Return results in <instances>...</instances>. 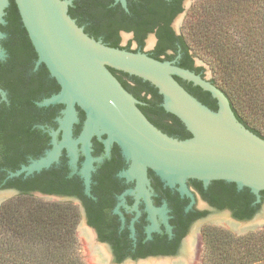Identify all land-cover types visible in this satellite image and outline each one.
I'll return each mask as SVG.
<instances>
[{
    "label": "water",
    "instance_id": "1",
    "mask_svg": "<svg viewBox=\"0 0 264 264\" xmlns=\"http://www.w3.org/2000/svg\"><path fill=\"white\" fill-rule=\"evenodd\" d=\"M118 1L127 8L126 0ZM15 3L38 53L39 64L44 63L61 86V91L41 106L63 104L66 109L63 118L58 120L60 129L51 133L53 149L48 158L32 161L29 166L11 173L10 179L28 178L49 169L59 162L67 148L74 166L75 148L82 143L86 155L82 178L89 194L95 170L92 165L96 161L91 155V140L94 136H106L107 155L110 147L117 144L129 163V169L121 176L136 183L135 190L126 195H135L138 203L143 199L153 221L156 213H160L166 223L167 218L166 206L158 210L152 204L149 171L154 172L165 187L178 188L182 196H191L187 190L189 180L200 181L206 188L214 181H225L234 183L239 190L248 188L260 199V192L264 191V139L238 120L228 97L211 81L178 67L175 62L158 61L145 53L113 48L91 38L70 17L71 1L15 0ZM8 5L9 0H0V17ZM132 35L123 33V36ZM150 38L156 39L155 35ZM110 69L140 78L158 89L163 96L164 109L176 115L192 137L178 140L158 130ZM174 76L210 92L217 100L218 111L202 104ZM77 107L85 113L86 120L80 137L74 140ZM61 131L62 141L58 143ZM12 194L21 192L13 190ZM33 195L47 200L78 202L74 198L40 192ZM6 196L0 195V203ZM82 220L87 225L84 209ZM91 233L97 241L92 229ZM98 245L112 257L107 245Z\"/></svg>",
    "mask_w": 264,
    "mask_h": 264
},
{
    "label": "trees",
    "instance_id": "2",
    "mask_svg": "<svg viewBox=\"0 0 264 264\" xmlns=\"http://www.w3.org/2000/svg\"><path fill=\"white\" fill-rule=\"evenodd\" d=\"M62 1H71L70 17L87 35L107 46L130 51L119 48L120 33L127 32L134 33L139 48H143L147 36L156 33L158 44L149 56L158 61L172 62L180 50L181 59L173 62L197 75L203 70L195 66L200 52L212 58L221 71L223 82L221 85L215 81L211 83L228 97L238 120L264 139V124L251 125L235 106L236 103L251 107L264 123V0H213L211 6L202 4L201 11L188 13L183 26L186 32L184 30L180 35L170 28L172 11H161L169 7L165 0H130L127 8L115 5L114 0ZM25 29H21L19 38L30 43ZM232 33L244 34L245 44L239 47L230 45L229 35ZM170 51L173 52L171 56L167 55ZM110 71L137 100L138 108L158 130L178 140L192 137L181 120L164 109L163 96L158 89L140 78L113 69ZM174 78L202 104L218 111L217 100L210 92L191 82L186 84L180 77ZM57 84L56 80L54 91L57 92L54 95L61 91ZM28 99L25 98L26 101ZM23 118L20 111L0 113V146L3 147L0 154L9 162L13 161L9 150H13L16 144L28 143L29 137L37 146L44 142L43 134L31 132L24 125ZM59 178L24 181L21 176L6 185L5 188H13L21 194L4 202L0 209V264H83L76 237L80 221L77 206L70 202H49L33 195L35 191L62 193V187L57 185ZM215 184L222 190L226 189L225 192L234 193L236 189L234 183L219 181ZM245 191L247 194L249 189L245 188ZM246 197L248 200L251 198L249 195ZM213 200L221 205L218 196ZM236 216L242 217L239 212ZM203 236L204 260L201 264H249L247 260L254 259L258 252L264 250V246L258 250L254 244L233 246L234 239H228L222 230L212 231L207 227ZM118 260L122 259L119 257Z\"/></svg>",
    "mask_w": 264,
    "mask_h": 264
},
{
    "label": "flooded vegetation",
    "instance_id": "3",
    "mask_svg": "<svg viewBox=\"0 0 264 264\" xmlns=\"http://www.w3.org/2000/svg\"><path fill=\"white\" fill-rule=\"evenodd\" d=\"M129 1L126 0L127 6ZM165 1L169 7L161 9V11H172L170 15L173 16V19L170 22V28L178 35L174 29V23L179 17L186 15L190 8L188 6L193 0ZM114 4L123 7L118 0H114ZM23 28L25 29V26L15 0H9V5L0 17V113L13 110L22 112L24 125L28 126L31 132L40 131L43 134L44 142L37 146L35 141L29 137L28 143L16 144L13 150H9L11 158H13L11 162L5 160V157L0 154V166L4 163V166L0 168V190H15L5 188L10 184V180L15 179H10L9 175L20 170L23 166H29L32 161L39 160L46 152L53 149L51 133L60 129L58 120L63 118V112L66 109L63 104L41 106V103L50 99L57 92L54 91L56 80L46 65L39 64L38 53L33 43L19 38ZM25 32L28 36L26 29ZM123 33H120L119 48L151 55L158 44L156 33H151L144 40L143 48H139L134 33L125 32L128 35L133 34V37L124 45ZM151 35H155V41L150 38ZM149 38L154 46L151 51L146 50ZM134 44L136 48H134ZM172 53L171 51L167 52V55L171 56ZM163 59L166 58L163 57ZM180 59L181 53L178 50L172 62H178ZM198 74L206 79L204 70L199 71ZM185 82L186 84L190 83ZM26 97L29 98L27 101ZM77 117L78 122L73 128L75 140L80 137L86 120L85 113L78 107ZM57 139H62V131L58 134ZM106 140V136H94L91 140V155L96 161L89 194L86 192L84 180L80 175V169L86 160L84 151L79 154L76 170L72 168L70 158L64 149L59 162L40 173H35L28 178L23 177V180L49 177V181H52L61 177L62 179L59 178L57 185L62 187L61 191L63 192L47 195L76 199L78 202L70 203H75L79 213L80 209L81 213L84 209L90 234L92 235V229L97 236V242L108 246L111 259L114 262L121 264L127 260L139 261L150 257H174L178 255L182 247L185 253L187 245L183 246V243H187L190 237L188 235L192 234L194 227L197 229L198 235L200 227H197L195 223L203 221L209 211L226 213L228 218L223 222L234 233H246L254 229L256 232L238 235L227 230L228 228L207 225L202 231L203 252V232L207 227L212 231L222 230L224 235L229 237L228 239H234L233 246L254 244L258 250L264 246V222H253L249 226L242 225L253 221L261 211L264 204V191L260 192V199H258L250 190L246 194L245 188L239 190L236 186L234 193H231V191L225 192L226 189L222 190L218 184H215L219 181L212 182L206 188L200 181L189 180L187 190L195 200V204L192 206L189 195L182 196L178 189L165 187L155 173L149 171L152 204L156 209L166 206L167 210V223L164 221L159 225L156 224L157 221L151 223L144 200L141 199L138 203L135 195H126L128 191H133L136 187L135 182H129L121 176L129 169V163L117 144L110 147L107 155ZM79 145L82 148V145ZM0 150H3L2 146H0ZM36 192L39 191L33 193ZM216 195L221 205L214 202L213 199L217 197ZM247 195L251 197L249 200ZM199 202L202 203L201 207H198ZM237 212L242 216L241 218L236 216ZM195 238L193 244L196 241ZM228 243L225 242V244ZM256 255L254 259H249L247 262L249 264H264V250ZM118 256L122 259L121 261L118 260Z\"/></svg>",
    "mask_w": 264,
    "mask_h": 264
},
{
    "label": "rangeland",
    "instance_id": "4",
    "mask_svg": "<svg viewBox=\"0 0 264 264\" xmlns=\"http://www.w3.org/2000/svg\"><path fill=\"white\" fill-rule=\"evenodd\" d=\"M212 3H213V0H203V1L202 0H193L191 5L189 4V6H188L190 8H189V11L186 12V15L179 17L174 23V29L177 32V34L180 35L185 30V28L183 30V26H184V23L186 21L188 13H190L191 11H193V12L194 11H201V8L203 7V5L208 6ZM253 9H256V6ZM184 32H186V30ZM132 37L133 36H122L123 44L124 45L127 44L130 40H132ZM229 37H230L229 44L232 46L239 47V46L245 44V42L243 40L244 34H242V33H232L229 35ZM134 48H136L135 44H134ZM153 48H154V46L151 44V39L149 38L147 43H146V50L151 51ZM200 55L201 56L196 59V66L203 68L204 74H205V77L207 80L215 81L216 83L221 85L223 82V78H222L223 76L221 74V71L218 68V65L209 56L203 55L201 52H200ZM235 106L238 109L240 115L242 117H244V119H246L251 125L264 124V123H261V121H260L261 119H259L258 113H255L253 110H251V107H247L244 104L239 105L236 103H235ZM57 140H58V143H60L62 141V139L61 140L57 139ZM79 144L82 145V148L80 147V145H77V147L75 148L77 160H76V164L74 166L72 165L73 159H72V155L70 153V150L68 148L66 149L67 154L70 158V164L74 170L77 169V162H78V157H79L80 152L84 151L83 144L82 143H79ZM51 151H52V149L49 150L48 152H46L42 158H48V153H50ZM85 163H86V160L84 161V164ZM84 164H83V167L80 169V175L81 176L83 175ZM92 166L94 167L95 163H93ZM175 189H178V188H175ZM178 191H179V189H178ZM12 192H13V190H8V191L5 190L3 192L0 191V195L1 194L7 195L5 197V200L2 203H0V209H1V206L4 202L18 196V195L12 194ZM184 196H185V194H184ZM189 197L192 200V206H193L195 204V200H193V196H189ZM42 199L45 201H49V202H61V203L63 202V201H59L56 199H54V200H47L44 198H42ZM201 204L202 203L199 202L198 207H201ZM162 209L164 210V206L158 210H162ZM80 214H81V218H80V221H79L77 228H76V237H77V241H78L79 256L81 258L82 263L83 264H118L110 258V256H109L110 254L108 253L107 250H106L107 251L106 254L108 253L106 255L107 257L105 256V258L107 260H103V257H100L95 252V247L98 248V247H102V246H99L98 244H100V243L99 242L97 243V241H95L92 238L93 236L90 234L89 228L87 227V225H85L83 223L81 209H80ZM164 214H167V210L166 211L164 210ZM148 217H149L148 219L151 223H156V221H157L156 224H158V225L164 221L163 217L160 213H156L155 221H153L151 219L150 213L148 214ZM227 218L228 217H227L226 213H217L215 211H212V212L209 211L208 215L205 217V219H203V221H199V222L195 223V225L197 227L198 226L200 227L199 233L195 238V240H196L195 243L193 245L191 244L190 246L188 244L189 242L183 243L184 244L183 246L187 245L185 253H184V248L182 247L180 252L178 253V255H176L174 257H168L165 259L148 258V259H145L144 261H132V262L125 261L121 264H145V263L162 264L161 261H167V260L168 261L165 262L166 264H168V262H169V264H172V263L173 264H201V261L204 260L203 259V239H202V231H203L204 227L207 225L218 226V227H223L225 229L228 228L227 230L234 233L223 222ZM253 222H264V204L262 206L261 211L258 213V215L256 216V218L253 221H251L249 223L242 224V225L249 226ZM156 224H154V225H156ZM193 229H195V227ZM254 231H255V229L247 231L246 233H248V232L250 233V232H254ZM246 233L240 232V233H234V234L243 235ZM88 235H90V238L88 237ZM189 236H191V233H189L188 237Z\"/></svg>",
    "mask_w": 264,
    "mask_h": 264
},
{
    "label": "bare ground",
    "instance_id": "5",
    "mask_svg": "<svg viewBox=\"0 0 264 264\" xmlns=\"http://www.w3.org/2000/svg\"><path fill=\"white\" fill-rule=\"evenodd\" d=\"M235 228V227H234ZM196 235H197V229H195L193 232H192V234H191V236L189 237V239H188V241L187 242H189L188 244H189V246L191 245V244H193V241H194V238L196 237ZM88 237L90 238V235H88ZM93 238V237H92ZM88 239V238H87ZM95 252L100 256V257H103V260H107L106 258H105V256L107 255L106 254V250L104 249V248H102V247H95ZM107 257V256H106ZM105 258V259H104ZM168 261V260H167ZM167 261H161L162 262V264L164 263V264H166L165 262H167ZM184 261V260H183ZM145 264H150V263H145ZM168 264H169V262H168ZM173 264V263H172Z\"/></svg>",
    "mask_w": 264,
    "mask_h": 264
}]
</instances>
